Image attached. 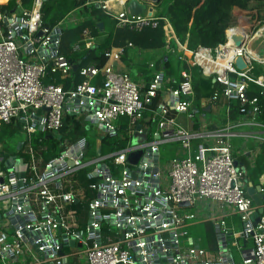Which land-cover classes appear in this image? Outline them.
I'll return each mask as SVG.
<instances>
[{"label":"built area","instance_id":"1","mask_svg":"<svg viewBox=\"0 0 264 264\" xmlns=\"http://www.w3.org/2000/svg\"><path fill=\"white\" fill-rule=\"evenodd\" d=\"M44 1L0 10V126L24 135L13 150L0 145V264H264V211L255 223L256 206L247 194L245 170L237 164V157L251 150L233 143L242 134L238 126L258 122V96H264V60L247 51L253 26L230 25L223 43L188 50L168 18L156 14V5L151 14L132 15L126 0H86L49 28L42 24ZM92 4L116 29L135 33L161 25L166 39L181 50L180 60L211 78V95L196 99L188 68L180 69L176 82L154 60L146 64L149 80H134L117 66L124 49L133 46L130 41L105 49L100 67L78 65L81 80L67 88L45 83L48 72L69 77L76 63L60 51L62 29L93 19L74 14ZM228 30L238 35L239 45ZM94 39L82 29L70 52L91 48ZM238 58L243 68L236 64ZM250 84L259 87L257 95L247 93ZM233 107L241 118L221 124L202 119L206 112L223 109L228 114ZM178 115L196 121L200 130L184 128ZM77 123L84 135L73 138ZM89 123L96 127L97 141L123 131L125 146L107 154L99 149L89 153ZM43 136L58 142L57 154L46 160ZM141 136L145 140L137 139ZM172 142L185 155L162 165L160 147ZM138 151L136 162L129 161ZM83 168L94 179L87 185L94 195L82 215L75 204L83 201L84 188L77 179ZM261 185L264 193V177ZM206 202L230 207L238 215V237L249 241L250 249L229 242L225 220L213 216L216 249L194 242L186 227L199 218ZM231 244L239 249V258Z\"/></svg>","mask_w":264,"mask_h":264},{"label":"trees","instance_id":"2","mask_svg":"<svg viewBox=\"0 0 264 264\" xmlns=\"http://www.w3.org/2000/svg\"><path fill=\"white\" fill-rule=\"evenodd\" d=\"M31 1L32 0H20L19 5H24V8H28ZM85 1L86 0H45L42 6V24L49 28L54 26L69 12L82 6ZM252 1L261 2L264 6V0H161V2L155 6V12L157 15H165L170 21L178 41L181 44H185L188 50H194L198 45L215 47L223 43L225 41V31L233 20V9H246ZM0 2L4 4L7 0ZM17 5L18 3L15 0H9L6 5L0 6V10H16L17 8L15 7ZM85 9H89L91 12L96 13V17H94V19L89 18L87 21L77 25H69L62 29L60 51L62 48L63 32L67 29L76 30L78 32L73 42L80 40L82 29L84 28H87L90 35L95 38L93 46L89 49H83L79 52L72 53L70 52L69 46V49L64 52L66 53L64 55L72 62L79 66L82 64L94 63L96 66L100 67L105 62V57L103 55L105 49L125 45L126 41H130L137 49L161 51V55L157 58L158 62L156 61V63L163 67L166 76L172 77L176 82L180 79V69L188 68L191 73V82L196 99L211 95L214 87L211 78L202 76L197 66H187L180 60L181 50L178 49V45L173 39H170V45L166 46L165 42L167 39L161 25L156 29H147L134 33L124 29H116L114 27V22L103 15L100 9L94 4L85 7ZM100 21L104 23L103 30L97 27V23ZM263 23L264 20L262 21V24ZM118 31H123L125 35H118ZM126 50L127 48L124 49V54ZM79 66L75 70L72 69L69 77L64 79H61L57 73L48 72L44 82L62 83L63 87L67 88L72 80L75 81V77L79 75ZM258 90L259 87L257 85L250 84L246 91L249 95H257ZM155 101L156 100H152L151 107L154 106ZM258 104H260V109L264 112V97L261 95L258 96ZM247 108L248 106L246 105L240 113H245ZM237 113L240 114L239 111ZM124 120L125 118H122V121ZM16 133L17 131L15 128L8 125L0 126V140L3 136H13ZM70 135L73 138L84 135L78 123L75 124L74 130ZM42 143L47 147L42 153L45 160L57 154L58 142L55 138L43 136ZM125 143L126 138L123 137V131H120V135L116 138L104 135V137L100 139V153L107 154L110 151L124 147ZM33 144L36 143L33 142ZM260 162L259 157L253 168L254 175L259 174L264 169V166H262ZM86 171L87 168H83L77 173V179L84 188V196L82 198L83 201L76 203L75 207L81 210L82 215L85 214V206L88 200L94 195L93 191L87 187L94 179L88 178L86 176ZM209 237L211 238V235Z\"/></svg>","mask_w":264,"mask_h":264},{"label":"crops","instance_id":"3","mask_svg":"<svg viewBox=\"0 0 264 264\" xmlns=\"http://www.w3.org/2000/svg\"><path fill=\"white\" fill-rule=\"evenodd\" d=\"M0 1H4V0H0ZM0 4L2 3L0 2ZM89 11H90L89 9H81L79 11L74 12V14L76 13L87 14V15L91 14V16L94 19V17H96V13ZM134 50L135 49H131V47H128L125 54L123 53V55L121 56V59L117 63V66L119 69H126L134 80H143L147 82L149 80V76L145 74L147 71L146 64L150 60H154L156 62L157 58H148L145 60L141 53L142 49L138 48L139 52L138 51L134 52ZM62 53L66 54L64 52ZM80 80L81 77L77 75L75 77V81L72 80L69 86H71L72 83ZM262 111L263 110L261 109L260 115L258 117V122L256 124L254 125L244 124L238 126L236 130L240 131L242 134L233 139L234 145L237 146L238 148L244 146L247 147L248 150H251L250 155L249 153L245 152L244 154L237 157L238 159L237 164L243 167V169L245 170L244 181H245L246 189L248 188L253 189L259 186L261 187L262 186L261 183L263 182L264 169L257 175H254L253 172V168L255 166L256 160L259 157H260L261 165L264 166V112ZM204 114H205L204 117H202L204 121L214 122L216 124L223 123L224 121H226L227 118L230 120H236L242 117L240 114L237 113L235 107L231 108V111L229 110L228 114H226V111H224L223 109H215L211 112H206ZM207 114H209L210 116L207 117ZM221 114L223 115L222 118L218 119V117L221 116ZM177 118L181 122L184 128L192 129L193 131L200 130V125L196 121H192L191 123L184 115H178ZM152 125L153 124L150 125V129ZM139 138L140 137H137V139ZM169 144H174L176 147L175 149L176 151L178 150V151L186 152L179 146L177 142H172ZM255 147H259V150H257L256 152H254ZM194 148H195V143L193 144V149ZM98 149L100 151V141L96 140L93 151ZM251 155H253L254 157L253 162L250 160ZM262 205L264 206V201L262 202ZM198 215L199 218H197L194 222L190 223L186 227L189 234L193 237L194 242L197 243L198 245L205 247L207 249H212V250L216 249V243L213 238L214 236L213 221L211 220V217L213 216L217 219L222 218L225 220L226 229L228 230L229 242L237 241L243 250H248L251 248L249 241L242 240L238 237V234L242 229V223L238 215L234 211H232L230 207H223L220 209L218 205H216L215 203L206 202L204 206H201V210H199ZM210 235L211 238L209 237ZM231 248L236 249V253L234 256L239 258V249L234 244H231Z\"/></svg>","mask_w":264,"mask_h":264},{"label":"rangeland","instance_id":"4","mask_svg":"<svg viewBox=\"0 0 264 264\" xmlns=\"http://www.w3.org/2000/svg\"><path fill=\"white\" fill-rule=\"evenodd\" d=\"M8 1L9 0H7V2H5L4 4H0V6L6 5L8 3ZM15 1L18 3V5L15 8L19 9L20 7H24V5H19L20 0H15ZM232 15H233V20L231 22V26L232 27L236 26V25L245 26V25H247V23H249L250 26H253L251 28L252 31L255 32L253 34V36L259 32L258 29L264 24V23L262 24V21L264 20V6L262 5L261 2L259 3L256 1H252V2H250V4L248 5V7L246 9L234 8L232 11ZM77 35H78V32L76 30L67 29L63 32L62 48H61L62 52H65L69 49V46H71L73 41L76 39ZM118 35L122 36V35H125V33L123 31H118ZM259 35H261V34H259ZM259 35L257 36V38H259ZM170 42H171L170 39L166 40V42H165L166 46L170 45ZM249 45L252 49L256 48V43H254L252 41L250 42ZM131 49H135L134 52H137V51L139 52V50L137 48H135L134 44L131 47ZM141 53H142L143 58L145 60L148 58H159L161 55V51L152 50V49H150L148 51L142 50ZM185 53H186V51H185ZM186 54H188V53H186ZM241 68H243V65H241ZM209 116L210 115L207 114V117H209ZM222 116L223 115L221 114V116H219L218 119L222 118ZM88 126H89V129H87V131H86V138L90 142V152L89 153H92L94 150V141L96 142V137L95 138L93 137V134L96 130V127H94L90 123L88 124ZM145 138H146L145 136L140 137L141 140H145ZM22 141H24V135L21 132L17 131V133L13 136L1 137L0 145H2L4 148H7V150L10 151V150H13V148L15 147L16 144H19ZM175 149H176V147L174 144H166L163 147H160V163L162 165H164L168 160H170L175 155L176 156H184L185 152L178 151V150L176 151ZM66 248H65V250H66ZM230 249H231L232 253L235 255L236 249L235 248H230Z\"/></svg>","mask_w":264,"mask_h":264},{"label":"water","instance_id":"5","mask_svg":"<svg viewBox=\"0 0 264 264\" xmlns=\"http://www.w3.org/2000/svg\"><path fill=\"white\" fill-rule=\"evenodd\" d=\"M160 2L161 0H126V6H127L129 13L132 15L142 14L144 12H146L147 14H151L153 11V6L157 5ZM103 25L104 23L102 21L97 23V27L100 30H103ZM233 38L235 40L236 45H239L241 43V41H239V38H237L236 36H234ZM236 64L239 67L243 65L240 58L236 60ZM76 68H77V64L73 65L72 69L75 70ZM51 137L52 136H48V138H51ZM86 147H87V144L85 145V148ZM139 155H140V151L130 154L129 161L136 162ZM7 167L8 168L11 167L10 162H7ZM18 175L22 176L23 172L19 170ZM247 194L251 198L254 206H256V212L254 215V222L256 223L259 221L260 215L264 211V206L262 205V202L264 201V193L261 191V187L259 186L253 189L248 188Z\"/></svg>","mask_w":264,"mask_h":264},{"label":"bare ground","instance_id":"6","mask_svg":"<svg viewBox=\"0 0 264 264\" xmlns=\"http://www.w3.org/2000/svg\"><path fill=\"white\" fill-rule=\"evenodd\" d=\"M111 1L112 2L113 1L124 2L125 0H111ZM258 30L260 32V33L259 32L258 33L261 34V35L256 33L252 38H250L251 40H249V42H248L247 51L252 57H254V58L258 59V60H264V24ZM233 33L234 32L232 30L228 31L229 37H231V36L234 37ZM258 35H259V38H257ZM236 37L238 38V35H236ZM232 40H234V39L232 38ZM251 41L256 43V48L255 49H252L250 47L249 44H250ZM180 48L184 49V46H180ZM185 51H186V53H188V55L190 54V52L187 49ZM198 61L200 63H203V59H201L200 57L198 58ZM242 63H243V66H244V62L243 61H242Z\"/></svg>","mask_w":264,"mask_h":264}]
</instances>
